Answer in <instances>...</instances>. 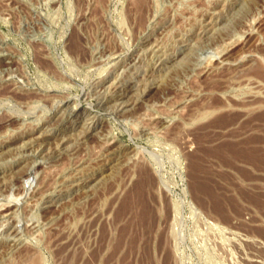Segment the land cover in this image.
<instances>
[{"label": "rangeland", "instance_id": "rangeland-1", "mask_svg": "<svg viewBox=\"0 0 264 264\" xmlns=\"http://www.w3.org/2000/svg\"><path fill=\"white\" fill-rule=\"evenodd\" d=\"M0 264H264V0H0Z\"/></svg>", "mask_w": 264, "mask_h": 264}, {"label": "bare ground", "instance_id": "bare-ground-1", "mask_svg": "<svg viewBox=\"0 0 264 264\" xmlns=\"http://www.w3.org/2000/svg\"><path fill=\"white\" fill-rule=\"evenodd\" d=\"M142 200V199H141ZM29 224V223H28Z\"/></svg>", "mask_w": 264, "mask_h": 264}]
</instances>
